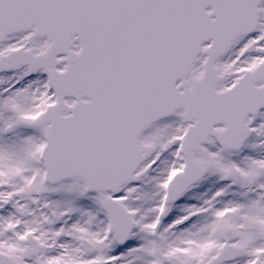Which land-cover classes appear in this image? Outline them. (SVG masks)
Segmentation results:
<instances>
[{
  "label": "snow or ice",
  "instance_id": "6c2138e0",
  "mask_svg": "<svg viewBox=\"0 0 264 264\" xmlns=\"http://www.w3.org/2000/svg\"><path fill=\"white\" fill-rule=\"evenodd\" d=\"M0 264H264V0H0Z\"/></svg>",
  "mask_w": 264,
  "mask_h": 264
}]
</instances>
